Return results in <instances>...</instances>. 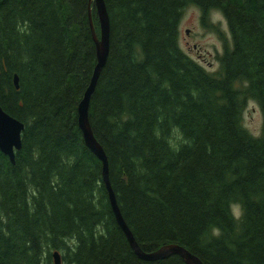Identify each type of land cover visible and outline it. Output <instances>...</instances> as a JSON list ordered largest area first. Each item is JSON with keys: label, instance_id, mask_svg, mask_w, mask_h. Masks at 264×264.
<instances>
[{"label": "trees", "instance_id": "obj_1", "mask_svg": "<svg viewBox=\"0 0 264 264\" xmlns=\"http://www.w3.org/2000/svg\"><path fill=\"white\" fill-rule=\"evenodd\" d=\"M104 2L109 53L89 123L136 244L177 245L203 264H264V0ZM189 7L222 43L214 72L180 48ZM89 10L99 38L90 0H0V108L24 126L14 164L0 152V264H54V252L62 264H185L135 255L84 144ZM250 101L257 137L243 124Z\"/></svg>", "mask_w": 264, "mask_h": 264}, {"label": "water", "instance_id": "obj_2", "mask_svg": "<svg viewBox=\"0 0 264 264\" xmlns=\"http://www.w3.org/2000/svg\"><path fill=\"white\" fill-rule=\"evenodd\" d=\"M94 5L96 16L99 22L100 34L97 38L91 17V10L88 12L89 26L96 49V65L93 69L92 76L87 89L85 90L77 108V123L82 133L85 146L101 163V175L103 183L108 193L109 203L118 226L124 233L127 242L135 255L146 262H154L167 259L171 256H179L185 264H203L195 255L189 253L184 248L177 245H165L151 253H144L136 244L131 232L126 226L119 208L117 206L114 193L111 189L108 177V163L102 147L95 139L89 123V103L95 90L101 70L106 64L109 53L110 25L109 17L106 11L104 0H90ZM14 85L18 89V78L14 76ZM24 126L19 121L10 117L0 108V152L8 158L11 164H14L15 153L21 149V133ZM54 264H61V257L58 252L52 254Z\"/></svg>", "mask_w": 264, "mask_h": 264}, {"label": "rangeland", "instance_id": "obj_3", "mask_svg": "<svg viewBox=\"0 0 264 264\" xmlns=\"http://www.w3.org/2000/svg\"><path fill=\"white\" fill-rule=\"evenodd\" d=\"M213 25L228 36L224 18L215 14ZM179 45L182 51L207 71L218 69L217 55L222 53V43L215 33L205 30L200 23V12L195 7L185 11L179 26ZM243 124L251 135L257 137L261 131L262 117L258 105L249 102L243 113Z\"/></svg>", "mask_w": 264, "mask_h": 264}]
</instances>
